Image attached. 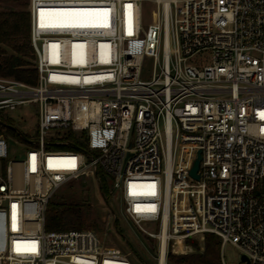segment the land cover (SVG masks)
Returning <instances> with one entry per match:
<instances>
[{
	"label": "built area",
	"instance_id": "1",
	"mask_svg": "<svg viewBox=\"0 0 264 264\" xmlns=\"http://www.w3.org/2000/svg\"><path fill=\"white\" fill-rule=\"evenodd\" d=\"M28 9L38 82L0 77V110L37 104V137L21 133L24 157L10 158L3 127L15 128L0 119V264H135L105 241L111 216L102 240L92 229L46 230L53 196L85 177L104 179L156 241L154 264L203 252L209 233L222 264L228 243L264 264V0H29Z\"/></svg>",
	"mask_w": 264,
	"mask_h": 264
},
{
	"label": "rangeland",
	"instance_id": "2",
	"mask_svg": "<svg viewBox=\"0 0 264 264\" xmlns=\"http://www.w3.org/2000/svg\"><path fill=\"white\" fill-rule=\"evenodd\" d=\"M6 6L17 7L18 5L15 2H11V0H0V8H5ZM155 13L156 8L154 5H145V25L155 19ZM8 51L11 52L9 49ZM152 70L153 62L146 59L143 65V74L148 77L151 75ZM37 108V104L32 103L19 105L13 110L8 108L0 110V119L17 129L3 127L9 134V137H6L9 144L10 158L21 160L24 157V149L29 144L23 140L21 133L27 134L31 140L36 139ZM68 200H75V202L82 204L87 212V224L84 229L95 230L101 240L107 234L105 240L107 244L117 247L125 253H131L130 259L135 264H139L140 258L133 254L134 250L140 252V257L147 260L153 259L156 255V241L139 231L131 218L125 213L121 201L115 200L111 196L109 198L105 197L97 179L85 177L70 182L61 188L51 201L66 202ZM109 216H111L110 225L106 232V223ZM223 256L227 263L244 264L241 251L233 244L228 243L224 246Z\"/></svg>",
	"mask_w": 264,
	"mask_h": 264
},
{
	"label": "trees",
	"instance_id": "3",
	"mask_svg": "<svg viewBox=\"0 0 264 264\" xmlns=\"http://www.w3.org/2000/svg\"><path fill=\"white\" fill-rule=\"evenodd\" d=\"M11 2H15L18 6L0 8V77L35 85L38 82V77L32 61L29 0H11ZM69 147L86 149L85 146L73 140ZM100 186L105 197L109 198L110 188L104 179ZM86 224L87 212L82 204L75 200L50 201L45 214L47 231L80 230L84 229ZM204 246L203 252L188 254L169 252L168 262L172 264H222L219 238L214 234H207ZM185 248L182 244L176 243L175 252H180ZM133 254L140 258L139 264H154L152 259L141 258L140 252L136 250Z\"/></svg>",
	"mask_w": 264,
	"mask_h": 264
},
{
	"label": "water",
	"instance_id": "4",
	"mask_svg": "<svg viewBox=\"0 0 264 264\" xmlns=\"http://www.w3.org/2000/svg\"><path fill=\"white\" fill-rule=\"evenodd\" d=\"M200 160H201V152L199 151V153H198V157H197V159L195 160L194 165H193V167H192V169H191V172H190V174H191L194 178H196V179H199L198 169H199V163H200ZM242 260H243V261H246V264H249V262H248L246 256H242Z\"/></svg>",
	"mask_w": 264,
	"mask_h": 264
},
{
	"label": "snow or ice",
	"instance_id": "5",
	"mask_svg": "<svg viewBox=\"0 0 264 264\" xmlns=\"http://www.w3.org/2000/svg\"><path fill=\"white\" fill-rule=\"evenodd\" d=\"M41 16H43V11H41ZM43 26V25H42ZM80 26H84V25H80Z\"/></svg>",
	"mask_w": 264,
	"mask_h": 264
}]
</instances>
